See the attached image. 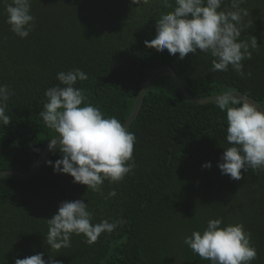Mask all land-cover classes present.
I'll return each mask as SVG.
<instances>
[{"label":"trees","instance_id":"16d2710c","mask_svg":"<svg viewBox=\"0 0 264 264\" xmlns=\"http://www.w3.org/2000/svg\"><path fill=\"white\" fill-rule=\"evenodd\" d=\"M169 3L175 6L174 0ZM30 4L34 31L21 39L10 30L5 0H0V87L14 93L6 108L12 122L0 121V172L32 171L56 136L40 113L47 102L45 92L64 87L57 80L61 72H84L88 79L74 85L86 93L82 107L90 104L122 125L148 76L163 66L173 68L195 98L231 90L264 108V0L241 5L249 12L245 23L250 20L252 27L242 32L240 42L255 37L260 46L251 60L242 62L245 75L251 72L245 79L231 67L212 72L209 54L197 51L181 61L178 55L148 49L145 41L155 38L157 20L172 11L162 0H150L149 5L131 0ZM229 6L230 0L220 10ZM128 131L136 137V167L119 184L105 181L103 195L56 173L59 151L51 152L30 179L0 180V264L39 254L48 264L52 258L56 264H210L184 240L195 231L203 233L216 219L222 220L221 228L242 225L257 252L251 264H264V172L242 171L240 181L221 173L222 156L232 146L226 138V112L215 103H188L173 78L164 76L149 88ZM209 163L210 169L203 167ZM112 191L116 196L106 199ZM77 200L88 204L94 225L104 220L125 223L110 235L102 234L92 246L83 236L73 235L70 248L51 251L46 245L47 220L58 214L63 202Z\"/></svg>","mask_w":264,"mask_h":264},{"label":"clouds","instance_id":"9594fccd","mask_svg":"<svg viewBox=\"0 0 264 264\" xmlns=\"http://www.w3.org/2000/svg\"><path fill=\"white\" fill-rule=\"evenodd\" d=\"M135 5H149L150 0H131ZM229 0H162V6L172 9L162 14L157 23L156 36L149 42L148 49L163 54L179 56L183 61L197 51L209 54L212 59V72H227L229 67L242 79L251 78V72L245 75L243 61L251 60L252 51H258L255 37L240 42L243 31L252 27L247 9L241 5L246 0H230L227 9L220 10ZM7 24L10 30L21 39L34 31L35 20L30 15V0H5ZM88 77L79 69L67 73L61 72L57 80L64 87H53L45 92L47 102L40 113L44 125L56 133L49 142V150L57 151L62 159L54 165L58 174L70 175L74 183L87 186L93 193L103 195L105 181L119 184L134 172L133 159L136 137L126 130L116 118L106 119L102 112L87 104L86 93L74 87L77 81H86ZM14 95L7 86L0 87V121L3 125L12 122L6 115L7 102ZM242 105V106H240ZM215 106L226 112L228 147L219 164L223 175L234 181L244 177L242 171L252 170L259 175L264 172V111L251 103L248 97L238 98L231 90L215 97ZM52 166V161L47 162ZM204 168L210 169L211 164ZM116 196L109 193L106 199ZM93 216L88 204L77 200L63 202L53 218L47 220L48 233L46 245L51 251L60 252L71 247V237L83 236L89 246L96 244L104 233L112 234L125 221L109 223L104 220L93 224ZM222 220H210L207 229L201 233L195 231L185 238L184 244L210 264H251L257 259V252L251 246L250 233L242 225H229L221 228ZM52 258V257H51ZM15 264H48L43 254L25 259H16ZM51 264H56L54 258Z\"/></svg>","mask_w":264,"mask_h":264},{"label":"water","instance_id":"95a60500","mask_svg":"<svg viewBox=\"0 0 264 264\" xmlns=\"http://www.w3.org/2000/svg\"><path fill=\"white\" fill-rule=\"evenodd\" d=\"M164 76H169L171 78H173L179 92L181 93L182 97L190 104L193 105H206V104H210V103H215V97L218 96H212L206 99H198L193 97L185 88L182 80L178 77L177 73L175 72V70L169 66H163L160 67L156 70H154L146 79V81L144 82L138 97L135 101L134 107L132 109L131 114L129 115V117L127 118V120L125 121V123L123 125H125L126 130L129 129L131 127V125L134 123V121L137 119L138 115L140 114L143 104H144V100L145 97L147 95V92L149 90V88L153 85L154 82H156L158 79L164 77ZM234 95H237L238 98H242L243 96L248 97L249 101L253 104H255L258 109L260 111H264V108L261 104H259L255 99L244 95L240 92H233ZM222 95V94H220ZM49 145V144H48ZM48 145L44 148V150L41 152L39 159L36 163L35 168L30 171V172H19V171H3L0 172V180L3 178H17V179H30L34 176H36L42 169V166L44 165L45 161L47 160L49 154L51 153V151L49 150Z\"/></svg>","mask_w":264,"mask_h":264}]
</instances>
